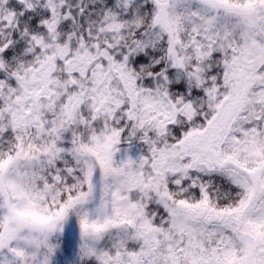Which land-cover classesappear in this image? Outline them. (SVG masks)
<instances>
[{
  "label": "snow or ice",
  "instance_id": "snow-or-ice-1",
  "mask_svg": "<svg viewBox=\"0 0 264 264\" xmlns=\"http://www.w3.org/2000/svg\"><path fill=\"white\" fill-rule=\"evenodd\" d=\"M0 264H264V0H0Z\"/></svg>",
  "mask_w": 264,
  "mask_h": 264
}]
</instances>
